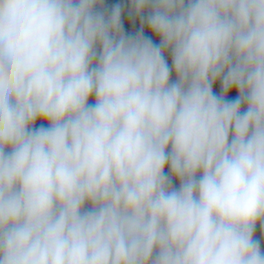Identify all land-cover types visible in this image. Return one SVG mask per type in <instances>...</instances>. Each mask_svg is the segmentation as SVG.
Segmentation results:
<instances>
[{
	"label": "clouds",
	"instance_id": "clouds-1",
	"mask_svg": "<svg viewBox=\"0 0 264 264\" xmlns=\"http://www.w3.org/2000/svg\"><path fill=\"white\" fill-rule=\"evenodd\" d=\"M0 264H264V0H0Z\"/></svg>",
	"mask_w": 264,
	"mask_h": 264
}]
</instances>
